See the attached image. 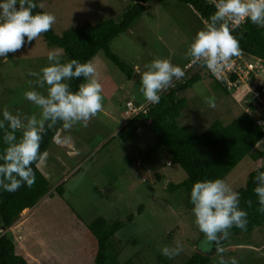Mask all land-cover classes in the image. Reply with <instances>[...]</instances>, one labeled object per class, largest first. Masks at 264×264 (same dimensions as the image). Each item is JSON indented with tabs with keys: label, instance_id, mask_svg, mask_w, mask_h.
Returning <instances> with one entry per match:
<instances>
[{
	"label": "rangeland",
	"instance_id": "obj_1",
	"mask_svg": "<svg viewBox=\"0 0 264 264\" xmlns=\"http://www.w3.org/2000/svg\"><path fill=\"white\" fill-rule=\"evenodd\" d=\"M36 1L43 5L42 10L56 17L53 27L58 33L106 19L118 20L133 3V0ZM147 8L130 30L110 45L112 52L134 69L135 79L127 80L102 52L91 61L97 68L101 62L104 66L97 77L104 89L103 111L87 127L77 123L65 130L62 139L71 137L66 147H56L57 152L54 148L48 150L49 174L45 176L51 193L34 208L25 210L6 231L30 255L29 264H94L91 246L84 235L86 226L98 218L109 223L125 222L116 235L121 243L122 264H158L163 260L185 264L195 253L210 256L212 264H219L221 256L236 257L239 264H264V225L249 237L227 238L220 253L215 247L211 252L202 251L204 235L195 225L185 193L168 190L170 184L177 186L187 179L185 172L171 164L164 149L156 150V139L139 123L121 131L133 119L126 109L128 102L151 104L141 92L138 73L146 71L145 66L156 58L167 59L185 71L183 78L174 80L162 92L194 76L201 77L179 95L187 103L178 120L180 126L199 135L215 121L232 123L243 112H250L252 106L259 108L256 118L264 115V62L233 57L220 76H214L199 63L191 64L185 56L196 33L205 28L206 23L197 12L176 2H151ZM50 51H59L61 63H65L63 52L49 47L40 36L34 44L10 53L7 60L0 58V111L7 108L14 115L19 112L40 118L41 110L26 100L24 93L36 90L47 95V85L40 88L37 78L29 73H40L49 66ZM249 66L253 69L249 70ZM228 68L236 69L241 78L227 85ZM216 80H225L228 91L220 89ZM209 97L215 98V108L208 106ZM259 123L264 128V120ZM256 148L264 153V139ZM261 164L264 167V159ZM255 169V162L245 158L224 181L237 191ZM156 174L162 181L156 179ZM60 185L65 190L62 198L52 195ZM131 215L133 220L129 221ZM177 243L183 246L178 256L169 259L161 254L163 247H174Z\"/></svg>",
	"mask_w": 264,
	"mask_h": 264
},
{
	"label": "clouds",
	"instance_id": "obj_2",
	"mask_svg": "<svg viewBox=\"0 0 264 264\" xmlns=\"http://www.w3.org/2000/svg\"><path fill=\"white\" fill-rule=\"evenodd\" d=\"M212 3L215 12L205 28L196 33L185 56L190 58L191 64L199 63L219 77L232 58L241 54L239 39L232 32L245 21L264 28V0H212ZM37 7L43 5H38L36 0H0V58L7 60L10 53L31 45L55 24L56 17L51 13L34 14ZM47 59L49 66L42 68L40 73H29L37 78L40 88L47 85V95L36 90L24 93L25 99L41 110L40 118L23 116L19 112L14 115L7 108L0 111V130L3 131L0 139L5 145L0 149V191L15 193L21 187L31 188L35 184L32 165L38 166L47 156L40 151L47 129L58 123H62L65 130L77 123L87 127L88 122L103 111L104 89L93 62L81 63L73 59L61 63L59 51H50ZM145 67L147 70L138 75L148 104H158L160 93L172 86L174 80L185 76L181 67L167 59L156 58ZM236 75L239 80L241 76ZM81 78L84 82L73 92L68 82ZM206 102L210 108L216 107L214 97L207 98ZM17 132L22 133L19 138ZM54 139L58 144L68 143L71 137ZM255 182L258 211L264 213V172H258ZM190 202L195 225L204 234L201 244L204 252H211L213 247L217 253L222 252V243L229 237L230 229L247 228L248 213L240 207L239 192L222 179L197 181L192 186ZM247 203L251 207L252 202ZM182 251L183 246L177 243L174 247H163L161 254L173 259ZM219 264H239V260L221 256Z\"/></svg>",
	"mask_w": 264,
	"mask_h": 264
},
{
	"label": "trees",
	"instance_id": "obj_3",
	"mask_svg": "<svg viewBox=\"0 0 264 264\" xmlns=\"http://www.w3.org/2000/svg\"><path fill=\"white\" fill-rule=\"evenodd\" d=\"M151 2H176L190 6L205 23L215 12L212 0H133V3L118 20L106 19L94 25L84 24L76 28L66 29L62 33H58L52 26L48 32L42 33L40 37L49 47L63 52L65 63L73 59L81 63L93 61L102 52L126 76L127 80L132 81L135 79L134 69L122 62L112 52L110 45L119 36L128 32L143 17L148 9L147 5ZM41 12H45L41 7L34 9V14ZM232 34L240 42L241 56L239 57L254 58L264 62V28L258 27L250 21H245ZM211 77L216 79L213 75ZM237 79L236 73H231L229 81L235 82ZM200 80V76H194L180 86L161 92V100L158 104H150L145 113L133 116V119L121 131L132 124L139 123L156 139V150L164 149L169 155L171 164L180 167L187 176V179L180 185L170 184L168 190L173 193L183 191L186 195L187 206L190 209L193 208L190 202V192L197 181L206 179L225 180L245 158L254 161L256 169L249 174L245 184L237 190L240 194V207L248 213L247 228L241 230L233 227L229 230L228 238L232 240L241 235L249 237L255 230L264 225V213L258 211L260 205L254 192L257 186L255 177L258 172H264V167L261 166L264 153L256 150L258 144L264 139V128L259 123V121L264 120V115L256 118L259 108L252 106L250 112H243L240 117L228 125L221 121H215L201 135L187 127L180 126L178 120L187 101L185 98H179V95L192 88ZM229 81H227V85ZM82 82H84L83 78L73 79L68 83L71 90L75 92ZM215 82L220 89L225 92L228 91L224 87L225 80L224 82L221 80ZM138 83L141 85L140 80ZM257 83L256 81V86L259 87ZM137 105L140 104L136 103ZM62 127V123H58L52 129L46 130L41 143V152H48L54 142V137ZM21 135L22 133L17 132L18 138ZM2 136L3 131L0 130V138ZM3 147L5 145L0 139V149ZM32 167L36 181L31 188L24 186L15 193L0 191V231H2L0 232V264H29L27 254L13 242L12 237L6 231L17 222L25 210L34 208L51 193L47 178L41 174L36 164H33ZM160 177L159 174H156L158 181H162ZM53 192V196L62 198L65 190L60 185ZM249 200L252 202L251 207L247 203ZM128 220L132 221L133 216H129ZM124 226V221L117 220L109 223L105 218H98L86 226L84 236L91 246L94 264H122L119 260L121 243L116 235ZM126 264H131V262ZM158 264L173 263L163 260ZM185 264L212 263L210 256L195 253Z\"/></svg>",
	"mask_w": 264,
	"mask_h": 264
},
{
	"label": "crops",
	"instance_id": "obj_4",
	"mask_svg": "<svg viewBox=\"0 0 264 264\" xmlns=\"http://www.w3.org/2000/svg\"><path fill=\"white\" fill-rule=\"evenodd\" d=\"M101 62V61H100ZM97 68V67H96ZM104 69V66H103V64H102V62H101V64H99V67L97 68V73H100L102 70ZM99 76V74L97 75V77ZM145 105H147V104H145ZM145 105H142V106H145ZM125 120V119H124ZM125 122V121H124ZM128 123V122H127ZM127 123H125V124H127ZM64 132H65V129L62 127V129L59 131V133L56 135V138H60L61 140H62V136H63V134H64ZM56 147L58 148V147H66V143H63V142H61V143H56V140L54 139V142H53V144L51 145V147H50V150L51 149H53L54 148V151H56L57 152V149H56ZM73 152V151H72ZM74 153V152H73ZM72 154V153H71ZM50 158V155H49V151L47 152V156H46V158L43 160V161H41V162H39V165L37 166L38 167V170L41 172V174L44 176V177H46L45 176V174L47 175V174H49V169H48V159ZM33 250V249H32ZM34 251V250H33ZM27 252V251H26ZM25 252V253H26ZM27 256L29 257L30 255L27 253ZM29 259V258H28ZM30 259H33V258H30Z\"/></svg>",
	"mask_w": 264,
	"mask_h": 264
},
{
	"label": "built area",
	"instance_id": "obj_5",
	"mask_svg": "<svg viewBox=\"0 0 264 264\" xmlns=\"http://www.w3.org/2000/svg\"><path fill=\"white\" fill-rule=\"evenodd\" d=\"M250 69H253L252 66H249V70ZM227 71H228L227 74L229 75V77L231 76V74L229 73V71H231V73H237L236 72V69H234V68H228ZM239 78H241V77H239ZM228 83L230 84V82H228ZM257 94H258V96H260L259 93H257ZM126 107H127L128 114L129 115H133V116H137L140 113H145L148 110V106L147 105H146V107L145 106H138L137 107V106H135L131 102H129Z\"/></svg>",
	"mask_w": 264,
	"mask_h": 264
},
{
	"label": "bare ground",
	"instance_id": "obj_6",
	"mask_svg": "<svg viewBox=\"0 0 264 264\" xmlns=\"http://www.w3.org/2000/svg\"><path fill=\"white\" fill-rule=\"evenodd\" d=\"M0 232H2V231H0Z\"/></svg>",
	"mask_w": 264,
	"mask_h": 264
}]
</instances>
